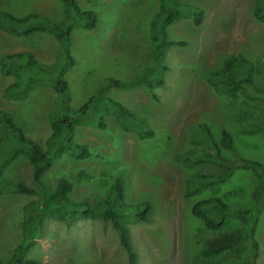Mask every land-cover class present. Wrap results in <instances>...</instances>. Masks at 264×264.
<instances>
[{"label": "rangeland", "instance_id": "374dc122", "mask_svg": "<svg viewBox=\"0 0 264 264\" xmlns=\"http://www.w3.org/2000/svg\"><path fill=\"white\" fill-rule=\"evenodd\" d=\"M205 10V20L195 26L189 17L167 28L168 38L183 41L166 49L165 84L150 91L145 86L127 90L107 87L102 96L117 100L143 117L155 131L140 138L133 128L125 129L111 111L105 115V128L85 121L76 128L75 140L90 146L92 155L75 160L64 156L45 176L52 186L60 177L73 182L70 198L74 201L103 200L117 177L123 181L125 203L149 201L152 212L147 222L128 220L131 239L140 257L139 264H191L195 254L209 243L236 234L254 221L258 242L255 264H264V206L256 219L242 221L233 212L257 209L252 191L259 183L251 169L236 167L240 158L259 161L264 167V101L247 102L240 94L226 96L215 90L204 72L218 69L231 53H242L262 61V73L254 74L255 85L264 90V22L253 15L255 0H182ZM81 10H93L99 21L94 29L76 26L70 43L74 65L64 72L72 106L90 96L103 79L134 76L151 61L149 21L158 9V0H77ZM7 10L20 17L37 13L59 21L65 13L60 0H0V12ZM29 51L45 65L60 60L59 44L48 34L28 38L14 36L0 27V55ZM14 80L0 73V109L8 112L26 134L44 148L55 119L58 102L54 91L37 82L25 96L5 97L2 90ZM252 106L254 110L249 109ZM206 123L219 141L221 130L233 136L231 149H221L226 163H183L178 155L212 153L209 145L193 142V131ZM256 124L262 131H240L242 125ZM3 130L0 127V137ZM234 165L232 174L217 185L216 193L230 210L221 231L205 229L191 212L192 204L212 195L210 190L186 196L189 179L195 173L219 174ZM90 178L76 180L78 171ZM6 177L33 186L31 166L20 157L10 166ZM36 196L0 195V256L6 258L21 239L23 206ZM245 245V244H244ZM45 264H128L127 256L111 224L98 219H80L66 224L49 219L43 235L26 253Z\"/></svg>", "mask_w": 264, "mask_h": 264}, {"label": "trees", "instance_id": "16d2710c", "mask_svg": "<svg viewBox=\"0 0 264 264\" xmlns=\"http://www.w3.org/2000/svg\"><path fill=\"white\" fill-rule=\"evenodd\" d=\"M60 2L65 13L59 21L37 13L17 17L7 10L0 12L2 29L24 38L35 33L51 35L59 44L61 57L54 65H45L29 51L20 50L0 55V73L14 76V80L2 90L5 97L25 96L35 83L41 81L54 91L58 102L56 117L50 123L51 132L45 140L44 148L29 137L25 129L17 124L8 112L0 109V127L3 130L0 137V195L10 193L36 196L23 206L21 241L15 245L9 256H0V264H45L40 259L27 257L26 253L42 237L49 219H57L66 224L80 219H98L105 224L109 223L117 233L128 264H139L140 254L131 239L127 221L147 222L152 212V204L149 201L125 203V189L120 177L115 179L103 200L74 201L70 198L72 181L60 177L56 185L52 186L45 173L64 156L75 160L90 157V146L75 140L76 128L89 120L103 129L108 112H115L120 124L125 129L133 128L140 138L154 136L155 131L143 117L135 115L121 102L102 96V92L107 87L127 90L140 85L153 91L156 86L164 85L165 73L169 70V65L165 62L166 49L172 45H184L183 41L170 40L167 28L184 17H189L195 26H200L205 20V10L199 5L188 4L182 0H158V9L149 21L151 61L144 63L138 73L127 79L112 76L103 79L96 88V94L74 107L71 104L69 85L63 78L64 72L75 62L70 54L71 36L76 26L86 30L94 29L99 18L93 10H81L77 0ZM253 15L257 20L264 22V0L254 1ZM259 60L253 61L242 53H231L218 69L204 72V77L215 90L226 96L240 94L247 102L264 101V90L255 85L253 78L254 74L262 73L263 65L261 59ZM249 109L254 110L252 106H249ZM262 130V127L256 124L242 125L240 128L241 132L248 134ZM193 134V142L209 145L213 152L200 150L196 155H178L179 160L192 166L209 162L222 166L226 163L221 149H231L233 145V136L228 130L222 129L217 141L208 125L199 123ZM20 157L25 158L31 166L33 186L23 181L12 182L6 177L9 166ZM236 167L251 169L259 180L252 191V198L258 208L237 210L233 214L242 221L251 216L256 219L260 206H264V167L259 161L247 158H240ZM234 168V165H229L228 169L216 175L195 173L189 179L186 196L197 195L206 189L212 193L196 200L190 209L191 214L198 218L207 230L218 232L226 224L230 210L227 203L216 195L217 185L223 183ZM88 178L90 176L86 171H78L77 181ZM254 222L246 223L230 238L224 236L213 244L209 243L195 254L191 264H255L259 247L254 236Z\"/></svg>", "mask_w": 264, "mask_h": 264}]
</instances>
